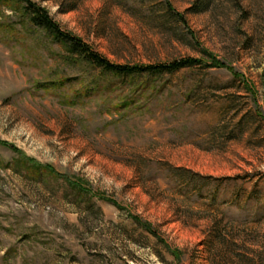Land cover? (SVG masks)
<instances>
[{"label":"rangeland","instance_id":"obj_1","mask_svg":"<svg viewBox=\"0 0 264 264\" xmlns=\"http://www.w3.org/2000/svg\"><path fill=\"white\" fill-rule=\"evenodd\" d=\"M0 0V264H264V0Z\"/></svg>","mask_w":264,"mask_h":264},{"label":"trees","instance_id":"obj_2","mask_svg":"<svg viewBox=\"0 0 264 264\" xmlns=\"http://www.w3.org/2000/svg\"><path fill=\"white\" fill-rule=\"evenodd\" d=\"M25 4V9L30 12V21L41 28L49 31L56 40L64 43L70 53L80 56L82 59L92 63L93 65L102 68L105 71L111 72L118 76H135L142 73L155 74L160 71H176L184 67H190L199 63V60L193 58H186L175 60L165 65L158 66H123L108 62L99 54L91 51L89 47L80 39L62 32L58 25L49 17L47 12L33 3L31 0H20Z\"/></svg>","mask_w":264,"mask_h":264}]
</instances>
